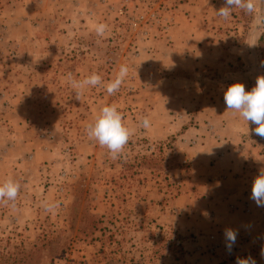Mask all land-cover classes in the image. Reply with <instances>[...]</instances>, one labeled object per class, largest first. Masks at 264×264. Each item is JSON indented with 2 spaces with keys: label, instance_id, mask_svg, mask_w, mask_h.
Listing matches in <instances>:
<instances>
[{
  "label": "rangeland",
  "instance_id": "1",
  "mask_svg": "<svg viewBox=\"0 0 264 264\" xmlns=\"http://www.w3.org/2000/svg\"><path fill=\"white\" fill-rule=\"evenodd\" d=\"M255 5L225 21L216 16L224 0H0V184L20 185L15 200H0V264H204L215 255V244L196 251L174 201L190 190L189 152L200 144L186 133L199 128L194 103L224 101L225 87L248 91L264 75V0ZM173 42H218L209 55L220 57L186 70L168 61ZM121 65L128 75L109 95ZM68 73L104 84L77 100ZM112 104L135 129L117 159L86 135Z\"/></svg>",
  "mask_w": 264,
  "mask_h": 264
},
{
  "label": "crops",
  "instance_id": "2",
  "mask_svg": "<svg viewBox=\"0 0 264 264\" xmlns=\"http://www.w3.org/2000/svg\"><path fill=\"white\" fill-rule=\"evenodd\" d=\"M216 43L173 42L168 61L186 70L212 67L214 59L220 57L219 51L210 54L214 58L209 55L211 49L220 48ZM197 88L200 90V86ZM193 108L203 112L196 113L199 128H190L186 133L198 136L200 144L189 152L190 190L174 201L182 216L179 219L188 222L190 232L199 238L196 251L202 252L204 243L210 248L218 246L215 255L202 257L204 264H237L249 257L255 264H264V207L250 198L253 180L264 169V138L253 132L256 125L227 110L224 101H218L215 95L209 101L194 103ZM206 122L213 126L212 132H208ZM229 228L238 233L237 244L249 241L237 254L226 248L224 232Z\"/></svg>",
  "mask_w": 264,
  "mask_h": 264
},
{
  "label": "clouds",
  "instance_id": "3",
  "mask_svg": "<svg viewBox=\"0 0 264 264\" xmlns=\"http://www.w3.org/2000/svg\"><path fill=\"white\" fill-rule=\"evenodd\" d=\"M255 0H224V6L216 11V16L227 21L234 9H242L248 14L255 11ZM259 23V21H257ZM107 24L98 23L94 26L97 36L103 37L107 31ZM129 69L127 65H121L114 80L107 82L106 91L109 95L116 93L124 83ZM66 80L75 90V98L80 100L83 91L88 87H97L104 84L102 76L92 73L83 80H76L71 73L67 74ZM224 103L227 110L238 113L248 124L256 125L253 129L255 135L264 138V75L258 76L255 85L251 90L246 91L243 83L236 82L227 87L224 91ZM140 125L144 129L150 127L148 117H142ZM135 129L125 125L124 118L117 106L105 105L94 117L93 121L86 125V135L89 139L98 142L101 147L108 149L112 159H117L128 144ZM20 185L8 179L0 184V200L5 198L9 201L15 200ZM257 206L264 207V169L254 178L251 197ZM226 248L231 251L236 242L238 233L233 229H225ZM237 264H255V261L240 259Z\"/></svg>",
  "mask_w": 264,
  "mask_h": 264
},
{
  "label": "built area",
  "instance_id": "4",
  "mask_svg": "<svg viewBox=\"0 0 264 264\" xmlns=\"http://www.w3.org/2000/svg\"><path fill=\"white\" fill-rule=\"evenodd\" d=\"M211 252L213 253V250H211Z\"/></svg>",
  "mask_w": 264,
  "mask_h": 264
}]
</instances>
